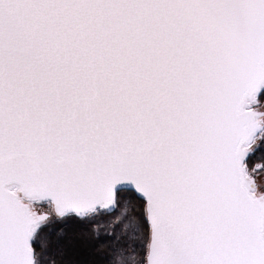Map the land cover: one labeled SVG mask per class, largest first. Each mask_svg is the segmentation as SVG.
Wrapping results in <instances>:
<instances>
[{
	"label": "snow or ice",
	"instance_id": "1",
	"mask_svg": "<svg viewBox=\"0 0 264 264\" xmlns=\"http://www.w3.org/2000/svg\"><path fill=\"white\" fill-rule=\"evenodd\" d=\"M0 264H264V0H0Z\"/></svg>",
	"mask_w": 264,
	"mask_h": 264
}]
</instances>
